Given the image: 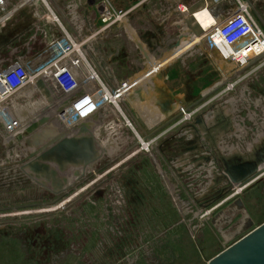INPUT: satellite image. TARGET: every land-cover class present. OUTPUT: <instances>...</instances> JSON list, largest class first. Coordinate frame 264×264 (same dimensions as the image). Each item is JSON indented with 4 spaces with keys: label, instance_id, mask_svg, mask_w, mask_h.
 <instances>
[{
    "label": "rangeland",
    "instance_id": "obj_1",
    "mask_svg": "<svg viewBox=\"0 0 264 264\" xmlns=\"http://www.w3.org/2000/svg\"><path fill=\"white\" fill-rule=\"evenodd\" d=\"M110 3L127 11L124 2ZM137 20L143 35L148 20ZM199 21L206 27L211 18ZM217 53L203 42L186 55L196 62L166 65L151 86L132 94L126 115L144 147L124 155L138 139L113 115L102 119L101 159L60 173V183L70 186L65 191L42 176L12 178L20 161L54 142L47 135H63L59 124L44 131L46 122L39 123L20 134L11 161L0 135V178L7 185L0 186V264H209L264 224V175L247 186L226 173L232 160L255 162L264 153V66L231 76L234 65ZM111 68L122 77L135 73L120 60ZM43 99L31 98L32 113L17 118L45 116ZM239 208L250 222L242 231Z\"/></svg>",
    "mask_w": 264,
    "mask_h": 264
},
{
    "label": "built area",
    "instance_id": "obj_2",
    "mask_svg": "<svg viewBox=\"0 0 264 264\" xmlns=\"http://www.w3.org/2000/svg\"><path fill=\"white\" fill-rule=\"evenodd\" d=\"M137 1L144 3L150 0ZM213 1L214 4L229 1L233 5L232 0ZM235 3V9L229 11L223 20L220 16L218 18L212 16L208 9L196 12L194 16L200 23L201 31L199 33L192 31L193 37L190 38L187 33L182 32L177 37L178 50L175 55H187L205 42L212 51L219 52L224 59L235 65L231 76H240L249 71L250 68L239 73L241 68L264 54V30L253 17L251 6L247 1L235 0ZM81 5L80 1H72L64 9L55 0H6L4 4H0V26L4 13L15 15L22 11H32L38 20L45 19L47 24L53 25L48 46L37 52L33 59L25 61L22 58L9 57L2 58L0 62V135L4 148L9 150L5 155L9 161L15 157L18 136L20 134L25 136V131L32 130L35 125L44 122H46L42 126L44 131L54 128L56 122L62 129L59 133L65 135L62 137L69 138L79 136L81 126L90 127L103 151L102 142L98 140L100 133L97 130L103 127L102 119H108L111 115L121 120V128L128 135L132 133L138 139L139 144H133L124 155L138 149L139 145L144 147L145 143L133 127L131 117L126 115L129 112L128 101L139 87L151 86L155 75L170 59L155 61L145 52L140 51L143 58L139 65H135L140 72L131 78H120L102 55L101 44L103 33L113 26H119L128 37V33L131 35L129 12L118 10L109 0H100L95 4L98 12L97 21L101 24V28H98L94 21L81 15ZM41 10L45 11L44 16L39 15ZM183 11L185 13L186 9ZM200 15L210 17V25L204 27L199 21ZM37 31L39 32L36 30V33ZM36 95H42L44 98L38 103L44 105L42 108L46 115L39 118L36 116L17 118V115L22 113H32L31 106L35 104L30 99ZM121 135L126 136L125 132ZM126 137L128 140V136ZM146 141H150L149 137ZM150 143L151 141L147 143L149 147ZM41 150L42 148L33 153L24 164L20 161L19 163L22 164L15 169L12 178L26 175L23 168L34 161ZM10 151H13V154ZM5 176H9V173ZM5 181V178H0V186H7Z\"/></svg>",
    "mask_w": 264,
    "mask_h": 264
},
{
    "label": "crops",
    "instance_id": "obj_3",
    "mask_svg": "<svg viewBox=\"0 0 264 264\" xmlns=\"http://www.w3.org/2000/svg\"><path fill=\"white\" fill-rule=\"evenodd\" d=\"M55 1L64 9L72 1H80L82 3L80 7L81 15L94 21L96 27L101 28V24L97 21L98 12L95 5L100 0ZM109 1L126 3L124 5L127 6L126 8L129 12L128 18L132 33L131 35L128 33L129 38L119 26H113L105 30L103 33V43L101 44L102 55L112 66L118 65L119 60L126 63V65L131 64L132 71L134 70L133 66L139 65L143 58V54L140 51L145 52L148 57L150 56L155 61L162 62L170 59L167 65L182 64L186 66L188 63L193 64L198 60L197 57L175 55V52L178 50L176 46L178 40L176 37L188 30L195 33L201 31L200 23L194 16L196 12L208 9L213 14L212 16L215 18L220 16L223 20L227 13L236 7L235 0H232L233 5L229 1H221L219 4H214L213 0H150L142 6L137 3V0ZM244 1L250 4L253 17L264 30V0ZM145 6L146 10H144ZM184 9H186L185 13ZM44 14V10L39 11V15L44 16ZM2 18V26H0V62L2 58L9 57L12 59L22 58L25 61L31 60L36 56L37 52L48 46L47 44L53 33V25L47 24L48 22L45 19L38 20L34 12L22 11L17 12L15 15L9 13ZM138 18H146L148 20L143 35L139 30ZM36 30H39V32L37 31L36 33ZM44 33L46 34L44 35ZM117 35L122 40H119L115 47L112 48L111 40L118 39ZM109 39L110 41H108ZM198 53L195 54L197 55ZM211 54L215 57L218 55L215 50H211ZM199 56L202 55L199 54ZM263 66L264 61L255 67L258 69ZM234 70L235 65L234 67H230V73ZM134 71V74L140 72L137 67ZM134 74L128 77L117 75L125 79L133 77Z\"/></svg>",
    "mask_w": 264,
    "mask_h": 264
},
{
    "label": "water",
    "instance_id": "obj_4",
    "mask_svg": "<svg viewBox=\"0 0 264 264\" xmlns=\"http://www.w3.org/2000/svg\"><path fill=\"white\" fill-rule=\"evenodd\" d=\"M262 60H264V54L241 68L239 73L248 70ZM224 84L225 81H222L211 90L214 91ZM47 136L53 138V144L45 146L37 158L28 163L23 170L28 176H34V179H36L35 176L46 178V182L53 186L57 185L61 191L67 190L70 186L68 187V180L67 182L66 180L61 181L64 184L60 183V173L64 174L71 168L87 169L95 165L102 157L103 152L98 142L85 125L81 126L80 135L77 137H62L56 135L55 132ZM253 159L255 162L236 159L227 163V178L231 179L235 185L247 186L259 180L264 175V153L257 152ZM209 264H264V224L232 244L213 258Z\"/></svg>",
    "mask_w": 264,
    "mask_h": 264
},
{
    "label": "bare ground",
    "instance_id": "obj_5",
    "mask_svg": "<svg viewBox=\"0 0 264 264\" xmlns=\"http://www.w3.org/2000/svg\"><path fill=\"white\" fill-rule=\"evenodd\" d=\"M2 2H6V0H0V3H2ZM209 18H210V17H209ZM206 27H207V26H206ZM212 88H213V87H212ZM212 88H211V89H212ZM214 88H215V87H214ZM229 88H230V87H229ZM211 89H210V90H211ZM213 118H214V117H213ZM209 119H210V118H209ZM214 119H215V118H214ZM201 120H202V119H201ZM211 120H212L211 123H213V119H211ZM211 120H209V121H211ZM209 121H208V122H209ZM208 122H207V123H208ZM209 123H210V122H209ZM209 123H208V124H209ZM210 125H211V124H210ZM212 125H214V124H212ZM203 126H204V125H203ZM200 127H201V126H200ZM208 127H209V125H208ZM202 128H203V127H202ZM205 129H206V128H205ZM205 129H204V131H205ZM220 132H221V131H220ZM262 133H263V132H262ZM216 134H217V133H216ZM221 135H222V134H221ZM235 151H236V150H235ZM235 153H236V152H234V155H235ZM230 156H231V155H230ZM230 158H231V157H230ZM238 192H239V191H238ZM237 211L241 212V213L243 214V216H244L243 219H242V220H243V221H242V224H241L240 227L237 229L238 231H240V230L242 231L243 228H245V225L247 226V224H248V222H249V218H248L247 213L244 211L243 208H242V209L239 208ZM217 222H218V221H217ZM249 223H250V222H249ZM219 225H220V224H219ZM221 225H222V223H221ZM243 226H244V227H243ZM229 234L231 235L232 233H229ZM233 234H234V233H233Z\"/></svg>",
    "mask_w": 264,
    "mask_h": 264
}]
</instances>
